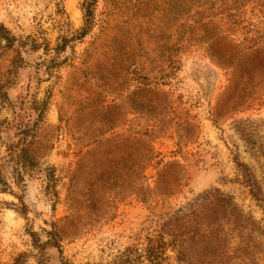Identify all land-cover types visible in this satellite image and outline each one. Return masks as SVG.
<instances>
[{"label": "rangeland", "instance_id": "1", "mask_svg": "<svg viewBox=\"0 0 264 264\" xmlns=\"http://www.w3.org/2000/svg\"><path fill=\"white\" fill-rule=\"evenodd\" d=\"M83 7L0 0V264H113L213 189L251 223L213 264H264V0Z\"/></svg>", "mask_w": 264, "mask_h": 264}, {"label": "trees", "instance_id": "2", "mask_svg": "<svg viewBox=\"0 0 264 264\" xmlns=\"http://www.w3.org/2000/svg\"><path fill=\"white\" fill-rule=\"evenodd\" d=\"M90 0H83L85 22L91 18L88 9ZM152 153L148 150V154ZM7 156L26 168L24 163L25 150L16 146L7 148ZM3 182L0 173V183ZM252 195L255 196L253 190ZM189 209L182 216L172 214L161 225L156 237H146V245L127 247L120 252L113 264H213L222 255L221 240L219 235L222 220H231L236 225L248 226L251 223L235 205L233 198L213 189L205 191L187 204ZM50 239L46 245L56 247L61 251L58 237L49 232ZM166 237L169 238L166 241ZM171 253V254H170ZM61 264H72L62 261ZM90 264V263H85Z\"/></svg>", "mask_w": 264, "mask_h": 264}]
</instances>
